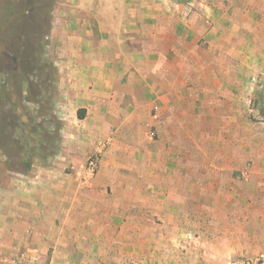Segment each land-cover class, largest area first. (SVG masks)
I'll return each instance as SVG.
<instances>
[{
    "label": "crops",
    "instance_id": "0c3cea01",
    "mask_svg": "<svg viewBox=\"0 0 264 264\" xmlns=\"http://www.w3.org/2000/svg\"><path fill=\"white\" fill-rule=\"evenodd\" d=\"M67 4L51 37L61 146L25 172L0 155V264L264 253V120L246 117L264 108L248 104L264 89V0Z\"/></svg>",
    "mask_w": 264,
    "mask_h": 264
},
{
    "label": "rangeland",
    "instance_id": "374dc122",
    "mask_svg": "<svg viewBox=\"0 0 264 264\" xmlns=\"http://www.w3.org/2000/svg\"><path fill=\"white\" fill-rule=\"evenodd\" d=\"M67 2L68 0H0V93L7 96V100L2 103V109L9 114L15 113L28 132L31 130L29 128L31 126L29 118L38 116L36 124L46 118L45 120L53 122L47 125L48 128L50 127L53 130V133H51L54 135L60 134L61 123L57 116L53 114V102L57 97L58 79L57 70L54 66L51 37L54 13L59 6L65 9L71 7L68 6ZM25 33L26 38L22 37ZM21 34L23 35L21 36ZM33 47L39 49V56L41 57L37 69L29 63L27 58ZM262 95H264V89L257 91L256 97H249L248 104L251 108L261 106ZM46 114H49V117H46ZM246 117L251 119L253 124H258L264 120L260 108L259 112L253 111L250 115L247 113ZM10 132L19 135L17 129H11ZM11 136H13L10 139L12 141L15 137L14 135ZM37 137L39 136H36L35 139ZM60 137L62 138L61 134ZM30 142L34 145V142ZM21 153L22 151L17 145L8 143L0 146V155H9L6 162L12 169L23 170L24 164L22 161L29 160L33 164H45L47 162L46 160L43 161L45 158L40 154H25L21 155L19 159L18 155ZM93 155L95 154L90 156ZM10 158L15 161L9 163ZM188 179L192 183L195 182V177ZM203 179L204 185L216 184V179L220 184L229 185L230 187L245 183L243 176L241 178L229 176L211 178L206 176ZM193 239L192 247L198 242L197 238Z\"/></svg>",
    "mask_w": 264,
    "mask_h": 264
},
{
    "label": "trees",
    "instance_id": "16d2710c",
    "mask_svg": "<svg viewBox=\"0 0 264 264\" xmlns=\"http://www.w3.org/2000/svg\"><path fill=\"white\" fill-rule=\"evenodd\" d=\"M179 2H189L190 0H176ZM45 34V33H44ZM23 34H21L22 36ZM26 38V33L24 36ZM29 59V63L35 66V69L37 67L39 68V64L41 62V57L39 56V49L33 47L31 49V53L27 57ZM7 96L0 93V146L2 144H14L21 149L22 153L18 155V158H21V155H30V154H40V156L44 157L43 161L47 160L51 155L54 153H57L60 149V141L61 137L60 134H52L53 130L48 128L47 125L50 123H53L52 121H47L45 119L40 120L39 124H36L38 121V116H32L29 118L31 120V126L29 127L31 130L28 132L26 130V127L23 125V123L20 121V118L16 116L15 113L9 114L7 111L2 109V103L7 100ZM263 98V99H262ZM261 102L262 105H264V96L262 97ZM261 113L264 116V108L261 110ZM12 115V116H11ZM46 117H49V114H46ZM40 117V116H39ZM11 129L18 130L19 135L14 134L13 132H10ZM52 132V133H51ZM11 135H14V140H10ZM54 135V136H53ZM36 136L37 139H35ZM34 142V145L30 144L31 142ZM51 150H50V149ZM50 152V153H49ZM49 155H48V154ZM11 159V158H10ZM15 160L11 159L9 160V163H13ZM24 164V169L22 171H28L32 166V161H22ZM14 165V164H13Z\"/></svg>",
    "mask_w": 264,
    "mask_h": 264
},
{
    "label": "built area",
    "instance_id": "2783aa9c",
    "mask_svg": "<svg viewBox=\"0 0 264 264\" xmlns=\"http://www.w3.org/2000/svg\"><path fill=\"white\" fill-rule=\"evenodd\" d=\"M100 168V156L95 154L90 156L85 165V175L88 180L93 179ZM227 264H264V254L255 257H242L231 260Z\"/></svg>",
    "mask_w": 264,
    "mask_h": 264
}]
</instances>
